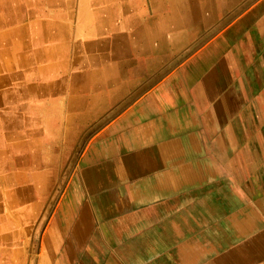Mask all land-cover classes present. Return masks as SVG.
<instances>
[{
	"label": "crops",
	"instance_id": "0c3cea01",
	"mask_svg": "<svg viewBox=\"0 0 264 264\" xmlns=\"http://www.w3.org/2000/svg\"><path fill=\"white\" fill-rule=\"evenodd\" d=\"M65 162L75 263L264 264V0H0L3 264Z\"/></svg>",
	"mask_w": 264,
	"mask_h": 264
},
{
	"label": "rangeland",
	"instance_id": "374dc122",
	"mask_svg": "<svg viewBox=\"0 0 264 264\" xmlns=\"http://www.w3.org/2000/svg\"><path fill=\"white\" fill-rule=\"evenodd\" d=\"M133 1V0H132ZM135 5V2L132 3ZM131 6V4H129ZM77 164L72 162L63 163L64 178L57 179V189H53V205L50 210L36 212L30 227L25 228V233L19 237L21 241L15 243L17 249L25 253V258L17 259L16 264H77L72 257L77 247L71 243L45 242V234L49 233L55 219V202L61 194V183L64 190L70 181L71 173L76 169ZM52 192V191H51ZM50 237H48L49 239ZM20 242V243H19ZM1 264L8 260H0Z\"/></svg>",
	"mask_w": 264,
	"mask_h": 264
},
{
	"label": "bare ground",
	"instance_id": "6f19581e",
	"mask_svg": "<svg viewBox=\"0 0 264 264\" xmlns=\"http://www.w3.org/2000/svg\"><path fill=\"white\" fill-rule=\"evenodd\" d=\"M175 3V2H174ZM152 25V24H151ZM5 108V107H4ZM7 146V145H6ZM26 186V185H25ZM21 203V202H20Z\"/></svg>",
	"mask_w": 264,
	"mask_h": 264
}]
</instances>
